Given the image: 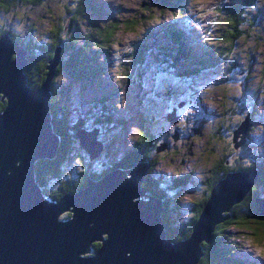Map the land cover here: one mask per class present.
Listing matches in <instances>:
<instances>
[{"label":"rangeland","instance_id":"1","mask_svg":"<svg viewBox=\"0 0 264 264\" xmlns=\"http://www.w3.org/2000/svg\"><path fill=\"white\" fill-rule=\"evenodd\" d=\"M178 1V4L171 5L162 0H94L100 5L98 10L109 16L91 12L88 0H40L27 5L22 1L16 5L15 0L1 2L0 31L6 29L24 43L30 40L52 44L59 40L62 44L64 42V53L68 51L70 40L75 49L84 47L83 52L89 60L93 57L90 68L93 64L96 73L88 76L85 85L67 73L71 69L65 54L58 70L60 73L53 76L57 106H66L67 118L86 123L83 114L87 110L88 99L89 107L97 111L98 117L112 118L111 127L101 129L103 136L100 140L104 149L93 158L80 146L77 138L63 142L58 151H62V158L55 159L56 171L45 172L42 176L48 188L60 187L68 181L80 182L88 174L97 177L107 159L120 156L125 159L126 149L148 144L149 178L166 184L173 182V186L179 183L177 178L182 180L179 190H173L167 196V207L174 201L181 205L180 211L172 215L170 221L190 224L205 191H210L211 180L221 176L219 172L230 166L237 167V161L249 167L252 163L257 164L258 157H264V0H253L249 4L246 17L251 21L254 19L253 31L250 37L239 40L228 55L229 51H221L219 45L223 41L221 34L222 25H226L225 16L232 12L231 5L236 0ZM5 6L9 8L5 10ZM178 10L184 12L179 13ZM257 15L259 18H254ZM111 21L117 24L114 29L116 35L113 40L99 46L95 37ZM125 21L134 22L133 28L126 29ZM161 24L178 26L185 32V52L195 54L202 49L201 54L208 52L210 59L219 58L215 62L217 70L211 71L209 67L192 79L188 84L191 91L174 93L176 88L168 86L173 90L170 97H166V90L159 88L157 81H154V90L144 87L141 76L144 66L136 69L134 62L135 57L144 53L138 48ZM60 26L65 29L60 30ZM75 28H78L77 34L74 33ZM205 58L209 59V56L205 55ZM73 59L77 60L78 55ZM72 67L74 72L76 69L74 65ZM213 72L216 73L211 74ZM128 73L131 77L126 78ZM161 75L176 83L172 75L170 77L164 72ZM64 91L70 97L65 101L62 98ZM101 104L105 108L103 111L99 108ZM173 112L176 119L170 122L167 115ZM246 119L251 122L247 133L252 140L247 145L238 144L239 136L235 137L234 133ZM87 124L85 127L97 128L91 121ZM162 144H165L164 149H158ZM187 177L196 180L197 184H189L185 180ZM168 180L171 182H166ZM183 185L186 186L182 188ZM66 214L69 213L63 215ZM246 221L254 225L252 217ZM222 227H228L226 231L236 235L234 240L228 235L232 255L250 264H264V243L254 239V235L245 229L244 222L226 220ZM234 241L241 247H234Z\"/></svg>","mask_w":264,"mask_h":264},{"label":"water","instance_id":"2","mask_svg":"<svg viewBox=\"0 0 264 264\" xmlns=\"http://www.w3.org/2000/svg\"><path fill=\"white\" fill-rule=\"evenodd\" d=\"M27 60L19 41L2 33L0 264H197L201 243L211 240L215 225L230 217L231 207L245 197L259 173L230 171L219 179L191 233L177 242L168 239L162 224L164 199L147 195L142 188L147 162L104 171L98 178L89 177L74 192H64L56 201L49 199L35 170L36 162L48 169L61 147L50 114L52 80L61 61V47L54 48L38 87L28 84L24 72ZM143 79L148 90H154V81L166 91L172 85L164 77L150 76L146 69ZM175 119L174 113L168 114L170 122ZM248 124L247 119L242 122L239 135L235 131V137L241 138L238 144L244 143ZM73 136L90 158L102 149L99 128L80 127ZM256 202V214L264 216V197ZM67 212L70 215L63 218ZM96 242L98 248L92 246Z\"/></svg>","mask_w":264,"mask_h":264},{"label":"trees","instance_id":"3","mask_svg":"<svg viewBox=\"0 0 264 264\" xmlns=\"http://www.w3.org/2000/svg\"><path fill=\"white\" fill-rule=\"evenodd\" d=\"M11 0H5V3L9 2ZM24 2L26 5L27 4H36L38 2H40V0H15L14 4L19 5L18 2ZM172 1H175L177 4L179 3L178 0H164L165 3H172ZM253 0H236L235 4L231 5V9L232 12H228V14L225 16V24L226 25H222V30L223 33L221 34V37H223V41L221 42V44L219 45V49H221V51H225L228 52L230 49H232L234 46H236V43L239 40H244L248 37H250L251 32L253 31V23L254 19L247 18L246 17V11L249 10V4L252 2ZM85 4H87L85 2ZM88 7L90 9L91 12H98L97 14L100 16H109L110 14H105L101 11H99V3H95L94 0H88ZM9 7L5 6V10H7ZM162 7H160V12H161ZM249 12V11H248ZM149 16V15H147ZM152 16V15H151ZM142 20L145 19V17L143 16V14L141 15ZM254 18H259V16H254ZM262 19V18H260ZM146 21V20H144ZM134 22L131 21H125L124 22V27H126V29L130 30V28H133V24ZM255 23V22H254ZM117 24L114 23L113 21L106 23L103 26V29L101 32H99L97 34V37H95V39H97L96 41L98 42L99 46H102L104 43L109 42L110 40H113L115 37V26ZM77 27V26H75ZM64 26H60V30H64ZM127 31V30H125ZM2 33H9V31L6 30H1L0 31V35ZM74 33H78V28L74 29ZM12 34V33H11ZM13 37V39H17L19 41V43L21 44V46L26 50L27 52V56H28V60L27 63L25 64V75L27 77L28 80V84L31 87H38L41 82L45 79V74H46V66L49 63V60H51L52 56H53V50L55 47H57L58 45L61 46V61L59 62L58 66H57V71L56 74L58 72V70L60 69V67L62 66L63 63V54L65 60L67 61V63H69V67H70V74L74 75V78L84 82L85 85V80L88 79V76L93 75L94 76V72L96 73V68L92 67L93 64H91V68H90V61L93 60V57H90V60L88 57L85 56V53H81L78 56V59L75 60L73 59V56L71 55V57H69V55L65 52L64 49V42L63 44L58 40L55 43L52 44H47V43H40V42H32L30 40H27L26 43L23 42L22 39H20L17 35L12 34L11 35ZM145 36V35H144ZM143 36V38H144ZM70 40H68L69 42ZM72 42V41H71ZM184 42V43H183ZM69 45V44H68ZM70 45L68 47V50H70ZM72 49H75L74 47H72ZM140 51L144 52L143 54H140L138 57H135V67L136 69L140 68V66H144V69L146 68V70H148L149 68L152 69V71L154 72H159L158 74L161 75L162 72L164 73H171V75L173 77L176 78V90L174 91V93L179 92L180 94L183 92H185L188 89H191L190 85H188L192 79L195 77L196 73L201 71L202 69L205 68H209L212 67V70H217L218 65L215 64V62L219 59L218 56L212 57L210 59V54L208 52L205 51V55L209 56V59L205 58V55L202 54L204 56V58L201 59H197L195 58V55L192 53H188L185 52V35H183L181 32H179L175 27H164L162 28L161 32H156L153 34V32H150L149 35L146 37V41L145 43L138 48ZM82 50H84V47L82 46ZM177 53V54H175ZM217 54H219L218 50L216 52ZM230 53V51L227 53V55ZM95 54V53H94ZM93 54V55H94ZM145 54H147V56H145ZM185 54H187L185 56ZM181 55V56H180ZM222 53L220 52V57H221ZM133 56V55H132ZM71 60V61H70ZM190 61L187 65L190 68H187L186 72L183 73H179L178 72V68L177 65H185L186 66V62ZM74 65V69H76L73 72V66ZM161 71V72H160ZM145 72V71H144ZM60 73V72H58ZM68 73V71H67ZM216 72H213L211 74H215ZM126 78L131 77V75L126 74L125 75ZM142 78H143V73H142ZM83 78V79H82ZM54 79V78H53ZM144 80V79H143ZM53 85H54V80H52ZM173 84L172 86L175 87ZM187 87H186V85ZM84 87V86H83ZM145 87V86H144ZM170 88V87H169ZM172 91L173 90H169L166 91V97H170L172 96ZM191 91V90H188ZM187 91V92H188ZM51 92H52V98L50 99V114L53 116V125H54V130L57 133V135L59 136V138L61 139V145L63 144V142L65 141H70L68 139H72L75 138L73 136V134L75 133V131H77V128L80 127L82 125V123H79L77 125H75V123H73L69 118H67V112H66V106H57V98L54 95L53 92V86L51 88ZM168 94V95H167ZM63 100L65 101L67 98H70L65 91L63 92ZM146 95H149L146 93ZM184 96V95H182ZM139 97L141 98V95L139 94ZM145 100V98H143ZM88 101L87 100V110L85 112V114H83L86 119L87 122L89 123L90 121L92 122V124H95V127L101 129H104L105 127H111V121L112 118L111 117H104L102 115L101 117H98V113L97 111H93L89 105H88ZM143 102V101H141ZM174 102V100H173ZM102 105H100V109L102 110ZM104 105H106L104 103ZM4 104L0 103V111L3 109ZM104 108V107H103ZM105 109V108H104ZM103 111V110H102ZM245 117V116H243ZM90 120V121H89ZM86 122V123H87ZM86 123H84L83 127L87 128L85 126ZM99 123H101L102 125H99ZM242 123V122H241ZM239 123L237 125V127L241 124ZM250 124V123H249ZM105 126V127H104ZM251 141L250 138H248V133L245 137V143L243 145H247L249 144ZM143 145L141 146H136L134 148V151L137 152V150L141 149V159H135V152L131 151L128 154V160L124 161L125 159L122 156V159L119 160H111V159H107L105 162V170L107 172H112L116 167H121V168H126V167H130L135 165L137 162L139 161H146L149 163V145L147 146L146 150L142 148ZM155 148H157V146L155 145ZM107 150V146L105 148ZM62 152V151H61ZM60 152V156L59 159L62 158V154ZM59 153V152H58ZM107 153V151H106ZM139 153V152H138ZM106 155V154H105ZM58 158V156H57ZM223 161H226V158L223 159ZM56 160L53 159L51 161V164L49 167H51L52 169L50 170L49 167L48 169H44V164L40 163L37 164L38 162H36V170H35V175L37 178V181L39 183V186L43 189V192L45 194V196L49 199L52 200H57L58 198H60V195L63 194L64 192H74L76 189L83 187L86 182H84L83 185H81V183L83 182H72V181H68L66 183H64L63 185H61L60 187L57 188H48L47 185V181L45 178H43L45 175V172H50V171H54L55 170V166H57V164H55ZM127 162L129 165H127ZM238 162V166L236 167H232L230 166L229 169L225 170L224 173H228L230 171H242V172H249L251 170H256L257 173H259V176L257 177L256 181L254 182V184L250 187V190L248 191V193L245 195V197L239 202V204H234L230 211L228 212V214H230V217L227 220H230L231 223H235L236 221H242L245 223V229L248 230L249 232H251V234L254 235V239L257 242H262L264 243V216L261 215H257L256 214V206H257V202H256V198L264 197V157H258V161L257 164L252 163L251 165H248L249 167H247V165H244L242 163ZM56 171V170H55ZM222 174L220 177L223 178L226 174ZM43 176V177H42ZM100 175H97L98 178ZM184 176V175H183ZM52 177V176H50ZM146 177V176H145ZM144 177V178H145ZM217 177L215 179V181L210 185V191L213 185H215L217 182V180L220 178ZM143 178V180H144ZM146 179H149V176L147 174ZM179 180V183L177 185H174L173 187H171L170 189L165 190L160 188V186L158 185H154L152 187L151 182H147L145 185V182H143L142 180V188L146 189L148 187V185L151 186V190L153 195H155L158 198H163L164 196V201H163V210H162V217H163V221L162 224L165 227V229L167 230V236L168 239L170 241L173 242H177L179 240L185 239L186 237L189 236V234L191 233V229H192V224L196 222L199 214L201 213L202 207L205 204V202L207 201L208 197H209V192L204 200L203 203L199 204V208L197 211V214L195 216V218L190 221V224H182V223H175L174 220H171V216L178 213L180 211V207L181 205L179 203H177V201L171 202V205H169L167 207L166 202L167 201V196L169 195L168 193H171L173 190H179L180 188V184L182 182V180L179 178H177ZM196 179V178H195ZM151 180V179H149ZM187 182L190 181V178L185 179ZM72 182V183H71ZM160 182V181H159ZM197 181L194 180L192 185H196ZM77 185H81V186H77ZM186 185H183L182 187H185ZM166 192V193H165ZM55 198V199H54ZM237 207V208H235ZM69 216V214L63 215L62 217L65 216ZM252 217L254 219V225H249L247 224L248 222L246 221L248 218ZM226 221V220H225ZM224 221V222H225ZM223 223V222H222ZM222 223L216 224L213 231H212V236H211V241H209L208 243L206 242H202L201 243V258L199 260V262L197 264H250L248 261H246L243 258H237L234 255H232V247L230 246V242H229V236L231 235L230 233H228V231H226L228 229V227H222ZM174 230V231H173ZM229 235V236H228ZM233 236V235H231ZM236 235L233 236L234 237ZM235 243L234 247H238L240 248L241 246L238 245L237 242H233V244ZM95 245V247H94ZM94 248H98L99 247V243H94L92 245ZM204 251V252H202ZM243 257V256H240ZM215 260V261H213ZM217 260V261H216ZM227 262V263H225ZM229 262V263H228Z\"/></svg>","mask_w":264,"mask_h":264},{"label":"flooded vegetation","instance_id":"4","mask_svg":"<svg viewBox=\"0 0 264 264\" xmlns=\"http://www.w3.org/2000/svg\"><path fill=\"white\" fill-rule=\"evenodd\" d=\"M4 0H0V7L2 6V3L1 2H3ZM2 30H6V29H2ZM21 39V38H20ZM68 44L70 45V49H71V51L70 50H68L67 51V54L69 55V57H71V55L72 56H74V55H78L79 56V54H80V52L81 53H83V50H82V47L81 46H79L77 49H72V47H73V42H71V41H69L68 42ZM71 61V60H70ZM71 71H68V73H70ZM261 118V117H260ZM261 120H262V118H261ZM251 123V122H250ZM248 129H249V126H248ZM248 131V130H247ZM248 138H250L251 140H252V138H251V136L248 134ZM68 140H70V139H68ZM259 140H261V138L259 139ZM254 141H256V139L254 138ZM245 143V142H244ZM142 145V144H141ZM147 146H148V144H144L143 146H142V148L143 149H145L146 150V148H147ZM61 150V149H60ZM130 150H131V148L130 149H126L125 151H126V155H128L129 154V152H130ZM135 152V156H134V158L137 160V159H141L140 157H139V155L141 156V152H142V150L141 149H139L138 150V152H136V151H134ZM59 156H60V153L58 154V158H59ZM57 158V157H56ZM56 158H54V159H56ZM57 158V159H58ZM124 161H126V160H124ZM138 161V160H137ZM55 164H56V162H55ZM149 164V163H148ZM102 167H105V165L103 164L102 165ZM131 167V166H130ZM130 167H127V169L128 168H130ZM103 169V168H102ZM224 171L225 170H222L221 172H219V175H222L223 173H224ZM104 172V169H103V171L102 172H100L98 175H101L102 173ZM89 176H90V174H88L87 176H86V178L84 179V181L81 183V185H83L84 184V182H86V180L89 178ZM50 177V176H49ZM90 177H94V175L93 176H90ZM147 177V176H146ZM146 177L144 178V180H143V182H145V185H146V183L147 182H151V184L150 185H152V187L155 185V184H158L159 183V180H152L151 178H149V179H151V180H147L146 179ZM185 179H188V177L187 178H185ZM191 179V178H190ZM193 180V179H192ZM215 180L213 179V180H211V182H210V185L214 182ZM81 185H77V186H81ZM150 185H148V187L145 189L144 188V190H145V192L147 193V195L149 194V195H152V190H151V186ZM209 185V186H210ZM182 188H184V187H182ZM207 190H209V189H207ZM208 192L209 191H205V197H204V199L201 201V203H203L204 202V200H205V198H206V195L208 194ZM200 203V204H201Z\"/></svg>","mask_w":264,"mask_h":264},{"label":"bare ground","instance_id":"5","mask_svg":"<svg viewBox=\"0 0 264 264\" xmlns=\"http://www.w3.org/2000/svg\"><path fill=\"white\" fill-rule=\"evenodd\" d=\"M58 47V46H57ZM61 47V46H60ZM202 55V54H201ZM201 58H204V56L202 55L201 56ZM205 59V58H204ZM206 60V59H205ZM96 101V100H95ZM101 110V109H100ZM102 110H103V108H102ZM101 110V111H102ZM174 111V110H173ZM175 112V111H174ZM173 112V113H174ZM167 119H168V115H167ZM177 122V121H176ZM117 123V122H116ZM112 125V124H111ZM249 125V124H248ZM84 128V127H83ZM86 129V128H85ZM247 130H248V126H247ZM247 130H246V133H245V136H244V141L243 142H245V137H246V135H247ZM101 131V130H100ZM239 133H240V130L237 132V135H239ZM175 137V136H174ZM241 138H239V140H240ZM61 140V139H60ZM101 141V143H102V150L104 149V144H103V142H102V140H100ZM157 148H158V146H157ZM131 151H134V149H133V147L131 148V150H130V152ZM129 152V153H130ZM125 160L127 161L128 160V155H125ZM139 162H146V161H139ZM148 163V162H147ZM189 184H192L193 183V180L192 179H190V181L188 182ZM142 184V183H141ZM149 195V194H148ZM152 196H154V197H156L155 195H153V193H152ZM156 198H158V197H156ZM163 198H164V196H163ZM55 199V198H54ZM160 199V198H159ZM163 210V209H162ZM174 231V230H173ZM211 241V240H210ZM94 247H95V245H94ZM202 252H204V251H202ZM213 261H215V260H213ZM217 261V260H216ZM254 262V261H253ZM225 263H227V262H225ZM229 263V262H228Z\"/></svg>","mask_w":264,"mask_h":264},{"label":"clouds","instance_id":"6","mask_svg":"<svg viewBox=\"0 0 264 264\" xmlns=\"http://www.w3.org/2000/svg\"><path fill=\"white\" fill-rule=\"evenodd\" d=\"M160 183H158V184H155V185H159Z\"/></svg>","mask_w":264,"mask_h":264}]
</instances>
